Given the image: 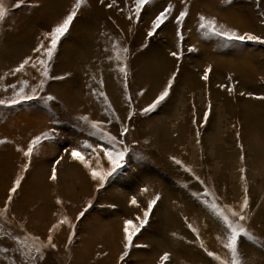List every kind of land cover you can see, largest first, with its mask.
<instances>
[{
    "label": "rangeland",
    "instance_id": "obj_1",
    "mask_svg": "<svg viewBox=\"0 0 264 264\" xmlns=\"http://www.w3.org/2000/svg\"><path fill=\"white\" fill-rule=\"evenodd\" d=\"M0 6V264H232L231 229L213 203L246 232L238 264H264V0H148L139 16L135 0ZM73 12L49 60L53 30ZM213 27L260 40L228 41ZM106 152L124 158L101 181L113 167ZM126 221L129 232L144 221L127 249Z\"/></svg>",
    "mask_w": 264,
    "mask_h": 264
},
{
    "label": "snow or ice",
    "instance_id": "obj_2",
    "mask_svg": "<svg viewBox=\"0 0 264 264\" xmlns=\"http://www.w3.org/2000/svg\"><path fill=\"white\" fill-rule=\"evenodd\" d=\"M21 2H23V0H21ZM148 2V0H135V5H136V15L139 16V13H140V9L141 7L146 4ZM81 3V0H77V7H79ZM19 6V5H18ZM110 6V5H109ZM171 10V6H169V8L165 9L164 12H161L157 17L156 19L152 22V30L149 31L147 33L148 37H151L155 34V31L157 28L160 27V25H162L164 23V20L166 19V13L169 12ZM6 15V11L5 9L0 6V19H3L4 16ZM76 13L73 12L71 13L63 22V24L57 28H55L53 30V33H52V39H51V43H50V47L48 48L47 50V56H48V59L50 60L53 56V52L54 50L56 49L57 47V44H58V41L60 40V38L64 35V33L67 31V29L69 28V24L70 22L73 20V18L75 17ZM186 15V12H181L180 13V16L177 17V22H181L184 18V16ZM131 19V17H129ZM201 21L204 20V17H200ZM214 21H210L209 24L211 25H214ZM201 28H205V24L204 23H201L200 25ZM210 31L212 32V34L216 35V36H220L222 37L223 39L225 40H228V41H239V42H244L245 39L249 40V41H257V40H260V38L256 37V36H253V35H248L246 34V36H237L235 32H232V33H222V32H219V31H216L213 28L210 29ZM178 36H180V33L178 31L177 33ZM180 39L182 40L183 37L181 36ZM260 42L264 43V40H260ZM190 51L192 49H189ZM125 52H127V49H124ZM171 55L177 59L180 58V55L178 52H172ZM24 63H28V61H24ZM23 68V64L20 65L19 68L16 69V71H20L21 69ZM121 72H124V69L121 68L120 69ZM45 75H46V72H45ZM205 79L207 78V76L204 77ZM171 86V80L169 81V86ZM168 87L165 88V90L156 98V100L151 104L149 105L148 108H145L143 109V111L145 113L149 112V111H152L154 110L157 105H159L162 101H164L167 96L169 95V90H168ZM229 91H231L232 89H228ZM22 91V90H21ZM33 97L32 96H24L22 97V99H27V100H30L32 99ZM47 99H53V97L49 96L47 97ZM20 101L18 100H13L12 103L15 104V103H19ZM0 103H4V101H0ZM82 119H87L86 117L82 118ZM91 128L95 129L96 131H100V129L98 128L97 126V123L93 122L91 124ZM127 132V129L125 128L124 131L121 133L122 135L124 133ZM50 137L47 136V134H45V139H49ZM111 139H115L114 137L111 138ZM34 144H39L41 143V140L40 138H36L33 142ZM86 147H92L91 145H85ZM31 151L32 149L30 148L29 151L27 153H25L26 155H30L31 154ZM72 155L79 159V160H83L84 158L80 155V153L76 150H73L72 152ZM106 155L109 157L113 167L111 169L110 172L107 173L106 176H101L100 179L101 181L105 180L108 176H111L114 172H116L120 167H121V164H120V161L123 160L124 158V152H120L117 154L116 158L113 159L112 158V154L110 152H106ZM177 164H180V161H176ZM93 175V178H96V173L93 172L92 173ZM20 184V181H16V185L19 186ZM11 192H15L16 191V188H12L10 190ZM158 199V198H157ZM132 203H136L135 200L132 201ZM153 204L155 203V201L152 202ZM246 204V202H245ZM152 207V204H149V208ZM210 208L216 213V215L220 216L222 219H223V222L225 223V225L231 229V235L229 237V240H228V243L226 244V247L230 250V252L232 253V257H233V261H232V264H238V261L236 259L237 255H238V252H237V241H238V237L241 236V235H246V232L243 228H240L238 225H234L233 223H231L227 217L223 216V213L219 211V209H217L215 203L211 204L210 205ZM81 216L83 215V212L80 214ZM149 215L148 211L145 212V218H147V216ZM233 215H236V213H233ZM240 219L243 220L245 219L244 216H240ZM132 221H126L125 222V233H126V240H127V243L125 245V248L127 249L129 245H131L132 243V240H133V237L140 231V227L143 226V223L144 221H141V225L140 227H137L135 229V231L133 232H129V225H132ZM39 251V249L37 250ZM125 255H127V252H125ZM208 255L212 256L213 253L209 252ZM167 254H165L164 257H162V260H167ZM121 259H123V256L121 257ZM218 259V258H217Z\"/></svg>",
    "mask_w": 264,
    "mask_h": 264
},
{
    "label": "bare ground",
    "instance_id": "obj_3",
    "mask_svg": "<svg viewBox=\"0 0 264 264\" xmlns=\"http://www.w3.org/2000/svg\"><path fill=\"white\" fill-rule=\"evenodd\" d=\"M50 8L51 9H49V11H44L43 12V16H45V18H44V21L45 20H47V19H50L53 15H55V8H53L52 6H50ZM239 16V15H238ZM37 19V21H34V22H39L40 21V17L38 16V18H36ZM79 22V24L80 25H82V22H81V20L80 21H78ZM39 23H41V22H39ZM75 27H78V23L75 25V26H73V29L75 28ZM77 43H79V41L77 42ZM76 43V45H77V47L76 48H78V44ZM67 51H69V50H67ZM73 51H76V50H73ZM71 54L70 53H66V59H67V61H69L70 59L68 58V56H70ZM13 56H16V55H13ZM2 57L4 58V55H2ZM11 57V56H10ZM4 61L5 62H9L10 61V59H4ZM196 61V60H195ZM196 63V62H195ZM194 63V64H195ZM259 63V62H258ZM198 64V63H197ZM258 65V64H257ZM262 65V64H261ZM190 75H192V74H190ZM66 84V83H65ZM63 92H64V94H69V89H67V88H65V89H63ZM244 116L245 115H248L249 116V112H248V110H246L245 112H244V114H243ZM254 123H255V121H254ZM64 164H67V161H65V162H63L61 165H64ZM67 165H69V164H67ZM62 173H63V176L65 175L66 177H67V179L69 180V181H74V179H77V171H75L74 170V168L73 167H71V166H66V167H64V169H63V171H62ZM24 196V195H23ZM23 196H22V199H23ZM24 201H25V199H23ZM15 209H17L16 207H15ZM96 221H99V217H97L96 216ZM97 232V230H96V228L94 229V228H92L91 227V229H89L88 230V233H90V234H94V233H96ZM92 239V235H89V237L88 238H83L82 239V243H83V247H81V248H84V249H86V247L85 246H88L89 245V243H90V241H92L91 240ZM89 248V247H88ZM89 250H90V248H89ZM91 252H92V250H90ZM87 252V251H86ZM86 252L84 253V252H81V253H79L77 256L78 257H80L79 259H84L85 261L86 260H88V258H87V254H86ZM156 252V251H155Z\"/></svg>",
    "mask_w": 264,
    "mask_h": 264
}]
</instances>
